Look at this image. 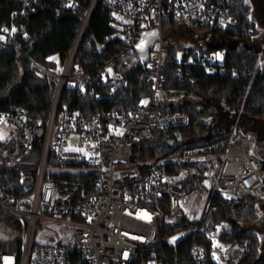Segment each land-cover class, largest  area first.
<instances>
[{"label": "built area", "instance_id": "obj_1", "mask_svg": "<svg viewBox=\"0 0 264 264\" xmlns=\"http://www.w3.org/2000/svg\"><path fill=\"white\" fill-rule=\"evenodd\" d=\"M20 1L25 13L39 0ZM58 1L74 12L82 8L80 0ZM99 3L123 18L116 19L126 52L136 38L156 33L146 64L150 95L131 112L86 117L70 107L59 111L70 82L78 94H93L96 77L115 74L113 63L94 74L82 73L76 63L80 49L90 46L85 37ZM167 15L182 24L168 31ZM16 30L0 32V49L24 52ZM256 31L233 14L231 0H91L59 71L31 60L57 79L48 115L29 116L18 107L0 115V264H242L249 240L235 237L234 226L240 235L255 223L233 224L228 210L264 204L258 144L235 133L222 156L163 163L162 157L142 159V143L156 130L191 124L187 112L167 110L170 98L188 95L165 88L171 34L192 38L185 47L197 50L196 59L206 57L208 73L225 75L229 51L253 56ZM209 47L214 50L206 56L199 51ZM180 136L183 143L190 137L176 131L173 147ZM68 167L84 171L65 173ZM38 236L46 241L37 242Z\"/></svg>", "mask_w": 264, "mask_h": 264}, {"label": "trees", "instance_id": "obj_2", "mask_svg": "<svg viewBox=\"0 0 264 264\" xmlns=\"http://www.w3.org/2000/svg\"><path fill=\"white\" fill-rule=\"evenodd\" d=\"M231 1L233 14L240 22L252 25L246 0ZM90 2L91 0H80L82 8L74 12L62 8L58 0H39L38 4L27 8L24 13L22 1L0 0V32L5 27L15 25L17 30L14 39L24 47V52L14 48L0 49V115L15 107L33 117L48 115L57 79L33 68L31 60L44 70L57 73L77 37L81 19ZM165 21L168 31L182 24V21L174 19L172 15H167ZM120 32L119 21L114 12L99 3L85 37L90 46L80 49L76 63L82 73L90 74L113 63L115 74L106 80L96 77L93 94H78L74 88L66 86L59 111L70 107L86 117L97 113L131 112L138 107L142 98L150 95L147 87L149 71L146 65L140 64L137 52L141 37L136 38L133 51L128 53ZM235 34L236 32L229 31L227 36ZM97 44L101 46L100 49ZM103 48L105 50L99 53ZM177 48L179 47L172 45L167 53L165 88L174 92H186L188 95H184L182 105H171L167 110L187 112L191 117V124L180 129L154 131L152 137L142 143L144 160L170 156L173 153L174 156H184L188 150L197 148L212 147L211 152H224L226 143L235 132L212 135L211 116L215 108L209 103L211 94L250 116L264 115V72H254L256 57H251L249 51L237 53L232 49L224 64L227 74L210 75L206 57L196 59L194 52L197 50L187 48L183 58L178 60ZM213 50V47H209L199 51L206 56ZM116 81V89H112ZM176 131L193 140L184 142L180 148H174L172 142ZM203 135L204 138L198 139ZM259 216L260 208L255 202L246 208L228 210V220L233 224L241 222L245 226H252ZM234 227L235 237L249 240L242 264H264L259 235L253 231L238 235L236 230L239 227Z\"/></svg>", "mask_w": 264, "mask_h": 264}, {"label": "flooded vegetation", "instance_id": "obj_3", "mask_svg": "<svg viewBox=\"0 0 264 264\" xmlns=\"http://www.w3.org/2000/svg\"><path fill=\"white\" fill-rule=\"evenodd\" d=\"M249 8V18L256 25L257 31L254 35L253 56L256 57V66L254 72L260 71L264 66V0H246ZM264 72V71H263ZM209 103L215 108L212 120L219 119L220 124L216 127L215 133L235 132L236 129H245L248 131L261 150H264V115L250 116L235 107H231L225 102L219 100L214 94L210 95ZM241 115L254 117L255 122L251 119H245ZM239 122L241 125H239ZM260 216L252 227V231L259 237L264 236V204L260 205ZM264 247V242H262Z\"/></svg>", "mask_w": 264, "mask_h": 264}, {"label": "rangeland", "instance_id": "obj_4", "mask_svg": "<svg viewBox=\"0 0 264 264\" xmlns=\"http://www.w3.org/2000/svg\"><path fill=\"white\" fill-rule=\"evenodd\" d=\"M116 18H120V19H123L120 15L118 14H114ZM170 39L172 40V42L178 46L179 48H177L176 50V56H177V59L178 60H181L184 56V54L186 53V51L188 50L185 46L188 45V41L189 40H192V38L188 37V38H183V36L181 34H171L170 35ZM198 44V43H196ZM264 67V66H262ZM261 70V69H260ZM69 87H72L74 86V83L70 82L68 84ZM175 100H177V98H174ZM220 124V121L219 119H214L211 120V129L212 131H216V127ZM238 129H236L237 131ZM248 132V131H247ZM247 134L248 135H245L247 136V138H252L251 134L248 132ZM203 138L205 137L204 135L202 136ZM189 140H193L191 139V137L187 138L185 137L184 138V142H187ZM262 153L264 154V150H262ZM197 156H205V157H219V156H222V153H219V152H207L206 154L203 153V154H200V155H195L194 151L191 150H188L187 151V154L184 155V156H165V157H162V159L160 160V162H163V163H170L172 161H177V160H182L184 158H196ZM120 167V166H118ZM84 171L83 168H80V167H68L65 169V173H68V172H82ZM50 228L55 232V233H59L61 231L59 225H50ZM46 239L44 236H38L37 237V242H45ZM261 251H262V254H264V247H263V244L261 246Z\"/></svg>", "mask_w": 264, "mask_h": 264}, {"label": "water", "instance_id": "obj_5", "mask_svg": "<svg viewBox=\"0 0 264 264\" xmlns=\"http://www.w3.org/2000/svg\"><path fill=\"white\" fill-rule=\"evenodd\" d=\"M157 40V35L156 33H152L149 35H144L141 43L139 45V47L137 48V52L139 55V59H140V64L145 66L148 62V58H149V51L151 49L152 44ZM97 48L100 49L101 46L99 44H97ZM105 49L103 48V50H99V53H102ZM241 117L245 118V119H251V121L255 122V118L254 117H248L247 115H241ZM239 125H241V123L239 122ZM183 145V141H182V136H180V138L178 139V142L175 144V148H180ZM260 239L262 242H264V236L261 235Z\"/></svg>", "mask_w": 264, "mask_h": 264}, {"label": "crops", "instance_id": "obj_6", "mask_svg": "<svg viewBox=\"0 0 264 264\" xmlns=\"http://www.w3.org/2000/svg\"><path fill=\"white\" fill-rule=\"evenodd\" d=\"M174 98H177V100H175ZM168 102H169L171 105H173V106H180V105L182 104V99H181V97L179 98V97L177 96V97L170 98ZM211 133H212L213 136L224 134L223 131L220 132V133H215V132H213L212 130H211ZM235 133H238V134H240V135H242V136H245V135H248V136H249V134H247L248 132H247L245 129H239V130L235 131ZM251 136H252V135H251ZM245 137L247 138V136H245ZM201 138H203V137L200 136L198 139H201ZM248 139H252V140H254L253 137H252V138H248ZM220 153H221V152H220ZM260 205H262V204H260ZM260 205H259V207H260ZM261 242H262V241H261Z\"/></svg>", "mask_w": 264, "mask_h": 264}]
</instances>
